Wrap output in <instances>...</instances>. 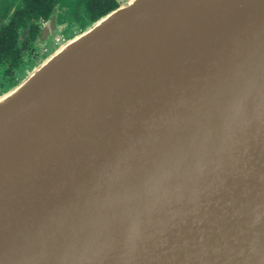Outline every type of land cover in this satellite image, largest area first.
I'll list each match as a JSON object with an SVG mask.
<instances>
[{
	"label": "water",
	"instance_id": "1",
	"mask_svg": "<svg viewBox=\"0 0 264 264\" xmlns=\"http://www.w3.org/2000/svg\"><path fill=\"white\" fill-rule=\"evenodd\" d=\"M55 45L0 94V264H264V0H131Z\"/></svg>",
	"mask_w": 264,
	"mask_h": 264
},
{
	"label": "flooded vegetation",
	"instance_id": "2",
	"mask_svg": "<svg viewBox=\"0 0 264 264\" xmlns=\"http://www.w3.org/2000/svg\"><path fill=\"white\" fill-rule=\"evenodd\" d=\"M60 1L0 0V75L9 85L7 88L0 85V94L19 83L20 74L26 68L35 64L42 56L46 57L45 52L49 51L47 43L50 40L63 43L66 39L60 36L62 33L76 28L82 31L94 22V15L90 16L89 9L93 0H66L56 37H49V41L43 42V30L52 20ZM96 1L98 5L102 4L99 9L116 6L109 13L124 4L120 0Z\"/></svg>",
	"mask_w": 264,
	"mask_h": 264
},
{
	"label": "rangeland",
	"instance_id": "3",
	"mask_svg": "<svg viewBox=\"0 0 264 264\" xmlns=\"http://www.w3.org/2000/svg\"><path fill=\"white\" fill-rule=\"evenodd\" d=\"M121 2H123L124 4L126 3V0H120ZM129 1H131V0H128V2ZM79 32H80V30L78 29V28H76V29H70L68 32H64V33H62L60 36L62 37H64L65 39H66V41H68V39H71V38H68V37H70V36H76L77 34H79ZM50 39H48V41H49ZM47 46H48V49H49V51H47V52H45V54H48L51 50H53V48H55V41H54V39H52V40H50L48 43H47ZM46 57H41L35 64H33L32 66H38V65H40L43 61H44V59H45ZM32 66H30V68L27 70V71H25V72H23L22 74H20V80L22 79V78H24L25 77V75L26 74H28V72H30L31 70V67ZM0 85H4V88H7L9 85H8V83L5 81V78L2 76V75H0Z\"/></svg>",
	"mask_w": 264,
	"mask_h": 264
},
{
	"label": "trees",
	"instance_id": "4",
	"mask_svg": "<svg viewBox=\"0 0 264 264\" xmlns=\"http://www.w3.org/2000/svg\"><path fill=\"white\" fill-rule=\"evenodd\" d=\"M98 4H99L98 1L93 0V1L91 2L90 6H89V9H90V16L93 17V15H94V19H93L94 22H93V23L99 21L101 18H103L104 16L108 15L109 12H110L111 10L115 9V7H116V6L109 7V8H104V7H102V8L99 9V7L102 6V4H100V5H98ZM97 6H98V8H96ZM94 8H96V9H94ZM102 16H103V17H102ZM93 23H91V24H93ZM91 24H90V25H91ZM90 25H88L87 27H89ZM87 27H86V28H87ZM86 28H84L83 30H85Z\"/></svg>",
	"mask_w": 264,
	"mask_h": 264
}]
</instances>
